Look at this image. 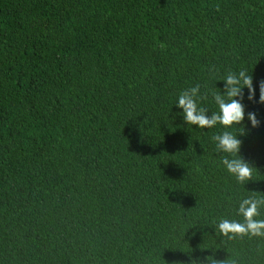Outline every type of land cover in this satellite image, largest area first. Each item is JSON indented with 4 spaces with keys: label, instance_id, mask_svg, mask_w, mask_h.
<instances>
[{
    "label": "trees",
    "instance_id": "16d2710c",
    "mask_svg": "<svg viewBox=\"0 0 264 264\" xmlns=\"http://www.w3.org/2000/svg\"><path fill=\"white\" fill-rule=\"evenodd\" d=\"M240 70L244 184L177 106ZM261 82L264 0H0V264H264L218 229L264 195Z\"/></svg>",
    "mask_w": 264,
    "mask_h": 264
},
{
    "label": "clouds",
    "instance_id": "9594fccd",
    "mask_svg": "<svg viewBox=\"0 0 264 264\" xmlns=\"http://www.w3.org/2000/svg\"><path fill=\"white\" fill-rule=\"evenodd\" d=\"M223 81L226 83L224 93L219 92L214 95L219 112H213L211 117L208 115V110L198 103L199 100L205 98L200 96L199 84L181 92L177 106L183 110L184 121L187 125L211 129L219 124L225 129L234 126L239 129L237 134L224 131L214 135L212 139L216 142L217 150L227 154L222 157V164L226 170L239 183L244 184L253 180V171L256 170L241 157L242 141L238 138V136L245 134V129L240 127L245 120V106L242 103L244 88L249 90L248 99L255 102L253 77L248 75L245 70H240L238 74L229 72ZM260 103L264 104V82L260 84ZM248 119L253 128L259 126L260 122L255 113H249ZM262 208H264V195L258 196L253 192L252 196L243 199L238 208V214L243 217V221L220 220L218 229L222 237L229 241L244 239L245 237L264 238V219H257L261 215L260 210ZM193 264H196V261H193ZM208 264H227V261H217L213 257H209Z\"/></svg>",
    "mask_w": 264,
    "mask_h": 264
}]
</instances>
